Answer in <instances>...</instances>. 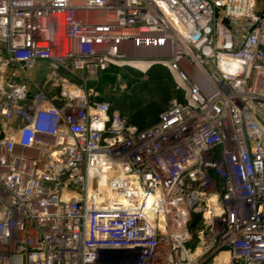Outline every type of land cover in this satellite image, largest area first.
Here are the masks:
<instances>
[{"label":"built area","instance_id":"obj_1","mask_svg":"<svg viewBox=\"0 0 264 264\" xmlns=\"http://www.w3.org/2000/svg\"><path fill=\"white\" fill-rule=\"evenodd\" d=\"M144 62L139 128L87 84ZM263 109L264 0H0V264H264Z\"/></svg>","mask_w":264,"mask_h":264},{"label":"rangeland","instance_id":"obj_2","mask_svg":"<svg viewBox=\"0 0 264 264\" xmlns=\"http://www.w3.org/2000/svg\"><path fill=\"white\" fill-rule=\"evenodd\" d=\"M159 64L152 65L146 71H142L141 67L134 68L129 65L124 66H111L108 70L101 73L98 77V80L90 81L87 84V89L89 91L93 90L92 93L96 95V98L99 100L107 101L111 105H116L117 103L128 102L131 97L137 92L138 100L144 105H161V96L157 91H150L154 89L155 85L150 82V76L152 73L168 72L167 68L164 67L161 69ZM141 68V69H140ZM39 80L42 79L38 74H34ZM140 77L141 83L137 84L134 81V78ZM145 84V86H144ZM175 84V83H174ZM176 86V84H175ZM147 87L148 91H145L143 88ZM155 92V93H154ZM178 98V95L174 94L171 99L165 104H162V109H165L169 106L170 102ZM140 106V107H141ZM133 109H126L124 116H132ZM262 117L264 118V109L262 110Z\"/></svg>","mask_w":264,"mask_h":264},{"label":"trees","instance_id":"obj_3","mask_svg":"<svg viewBox=\"0 0 264 264\" xmlns=\"http://www.w3.org/2000/svg\"><path fill=\"white\" fill-rule=\"evenodd\" d=\"M161 66V65H160ZM164 67H161L163 69ZM150 82L155 85L154 89H150V91H157L161 96V105L165 104L173 97L174 94L178 95V98H182V93L179 89L176 88L173 79L170 74L166 71H161L160 73L154 72L151 74ZM134 81L139 84L141 83L140 77L134 78ZM145 86V84H144ZM145 91H148L147 87L143 88ZM155 93V92H154ZM138 100L137 92L131 97L130 101L117 103L115 106L112 105V110H118L122 115L126 111V109H133L132 116H129V120L137 125L139 128H146L159 119V114L164 110L161 105H142ZM141 106V107H140Z\"/></svg>","mask_w":264,"mask_h":264},{"label":"bare ground","instance_id":"obj_4","mask_svg":"<svg viewBox=\"0 0 264 264\" xmlns=\"http://www.w3.org/2000/svg\"><path fill=\"white\" fill-rule=\"evenodd\" d=\"M138 66L143 68V70H146L148 68L149 64L144 62L142 64H138Z\"/></svg>","mask_w":264,"mask_h":264}]
</instances>
